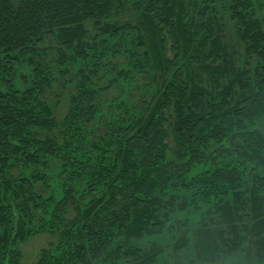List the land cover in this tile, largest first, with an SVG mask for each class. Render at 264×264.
Wrapping results in <instances>:
<instances>
[{
	"label": "trees",
	"instance_id": "1",
	"mask_svg": "<svg viewBox=\"0 0 264 264\" xmlns=\"http://www.w3.org/2000/svg\"><path fill=\"white\" fill-rule=\"evenodd\" d=\"M224 8L237 50L211 0H0V264H152L188 208L174 252L264 259L263 3Z\"/></svg>",
	"mask_w": 264,
	"mask_h": 264
},
{
	"label": "rangeland",
	"instance_id": "2",
	"mask_svg": "<svg viewBox=\"0 0 264 264\" xmlns=\"http://www.w3.org/2000/svg\"><path fill=\"white\" fill-rule=\"evenodd\" d=\"M192 4H200L203 0H188ZM214 2L218 12L224 16L225 18V29H224V42L227 46H230L232 50L239 49V39L235 29V24L230 20V13L224 8V5L227 3V0H211ZM263 3V10L261 11L262 17H264V0H260ZM125 19L123 16H118L116 19L117 23H125ZM241 60V59H240ZM239 61V60H238ZM117 64L120 66L124 65L125 57L120 56ZM121 68V67H119ZM18 69V70H17ZM17 74L21 76L17 79L16 83H21V78L23 76H28L29 69L26 64H22L17 68ZM136 83H140V77H136ZM125 84L131 85L133 82L128 79ZM57 85H61L58 83ZM20 86V85H19ZM60 88V87H59ZM134 89L131 87V90ZM66 91V90H65ZM61 91L58 89V92L62 93V98L67 95V92ZM67 101L62 100L59 111H58V119H61L63 116L61 114H65L66 112ZM260 131L264 133V119H262L256 126ZM53 167L55 168V163L53 162ZM198 211V210H197ZM193 212L191 209L182 210V211H173L170 213V219L165 224V229L163 233L159 236H155L150 238L151 241H156L161 244V248L163 249V253L159 255L157 261L152 264H264V259L259 260L253 258L254 256L251 254V251L248 250L247 246L243 247V250L232 254L230 256H220L216 261H203L201 260L196 253L194 252L193 246L188 250H182L180 252H174L173 243L178 239L180 234L178 233L185 231L186 229H193L194 222L198 217L192 216ZM57 235L55 233H50L49 231H38L33 233L26 242L20 245V264H35L40 253L43 250L50 248L52 245H56Z\"/></svg>",
	"mask_w": 264,
	"mask_h": 264
}]
</instances>
